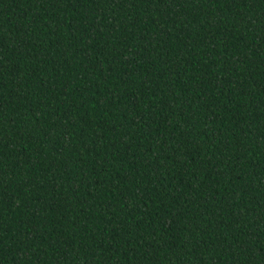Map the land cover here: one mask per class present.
I'll use <instances>...</instances> for the list:
<instances>
[{
    "label": "trees",
    "instance_id": "16d2710c",
    "mask_svg": "<svg viewBox=\"0 0 264 264\" xmlns=\"http://www.w3.org/2000/svg\"><path fill=\"white\" fill-rule=\"evenodd\" d=\"M0 264H264V0H0Z\"/></svg>",
    "mask_w": 264,
    "mask_h": 264
}]
</instances>
